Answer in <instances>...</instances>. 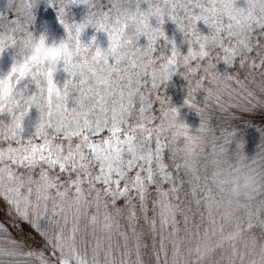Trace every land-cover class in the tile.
<instances>
[{
    "label": "snow or ice",
    "instance_id": "snow-or-ice-1",
    "mask_svg": "<svg viewBox=\"0 0 264 264\" xmlns=\"http://www.w3.org/2000/svg\"><path fill=\"white\" fill-rule=\"evenodd\" d=\"M0 264H264V0H0Z\"/></svg>",
    "mask_w": 264,
    "mask_h": 264
},
{
    "label": "rangeland",
    "instance_id": "rangeland-1",
    "mask_svg": "<svg viewBox=\"0 0 264 264\" xmlns=\"http://www.w3.org/2000/svg\"><path fill=\"white\" fill-rule=\"evenodd\" d=\"M73 14L79 19L80 15H82L81 9H74ZM37 30H45L47 29L50 36L59 39L63 35V29L55 22V16L54 13L48 9L44 10L39 14L37 25ZM173 26H168V32L171 35L173 33ZM85 39L87 36L84 37ZM177 41L179 42L180 37L177 34L176 37ZM181 83V86H183L182 80L179 78H173V82L170 83L169 88L166 90V94L171 97V101L173 104H177V99H182V95H175L177 91H179V84ZM182 89V88H181ZM172 91V92H171ZM171 92V93H170ZM180 113L182 115H185L182 119L188 123L190 126L195 127L198 124V117L195 115L194 112L188 110L187 108H184L180 110Z\"/></svg>",
    "mask_w": 264,
    "mask_h": 264
},
{
    "label": "clouds",
    "instance_id": "clouds-1",
    "mask_svg": "<svg viewBox=\"0 0 264 264\" xmlns=\"http://www.w3.org/2000/svg\"><path fill=\"white\" fill-rule=\"evenodd\" d=\"M9 3H14L16 4L17 6V9L21 12H23V0H9ZM173 124L176 125L175 128L173 129H170V135H171V138L174 140V141H177L179 142L181 139H182V133L180 131V125L182 123V121H179V120H176L174 119L172 121ZM182 156H186L187 154L185 153H181Z\"/></svg>",
    "mask_w": 264,
    "mask_h": 264
},
{
    "label": "trees",
    "instance_id": "trees-1",
    "mask_svg": "<svg viewBox=\"0 0 264 264\" xmlns=\"http://www.w3.org/2000/svg\"><path fill=\"white\" fill-rule=\"evenodd\" d=\"M179 86V91H177L176 93H175V95H182L183 96V98L182 99H177V100H175V101H177V104L175 103L174 105H176V106H178V107H180L181 105H183V101H184V92H183V86H181V83L178 85ZM182 88V89H181ZM172 92V91H171ZM170 92V93H171ZM186 108V107H185ZM182 109H184V108H181L180 110H182ZM180 115H181V118H183L185 115H182L181 113H180Z\"/></svg>",
    "mask_w": 264,
    "mask_h": 264
}]
</instances>
